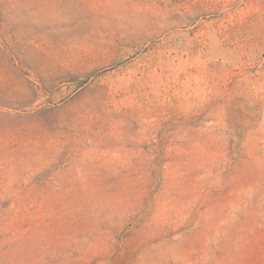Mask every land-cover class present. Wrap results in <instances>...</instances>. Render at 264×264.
Returning <instances> with one entry per match:
<instances>
[{"label": "rangeland", "instance_id": "obj_1", "mask_svg": "<svg viewBox=\"0 0 264 264\" xmlns=\"http://www.w3.org/2000/svg\"><path fill=\"white\" fill-rule=\"evenodd\" d=\"M0 264H264V0H0Z\"/></svg>", "mask_w": 264, "mask_h": 264}]
</instances>
